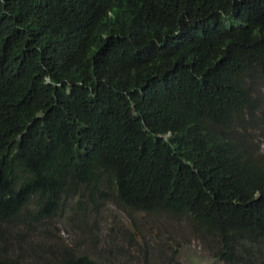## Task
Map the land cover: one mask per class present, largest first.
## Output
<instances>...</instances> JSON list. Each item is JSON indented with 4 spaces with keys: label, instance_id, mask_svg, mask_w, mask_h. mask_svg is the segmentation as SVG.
I'll return each instance as SVG.
<instances>
[{
    "label": "trees",
    "instance_id": "trees-1",
    "mask_svg": "<svg viewBox=\"0 0 264 264\" xmlns=\"http://www.w3.org/2000/svg\"><path fill=\"white\" fill-rule=\"evenodd\" d=\"M263 128L264 0H0V264L106 203L264 264Z\"/></svg>",
    "mask_w": 264,
    "mask_h": 264
},
{
    "label": "rangeland",
    "instance_id": "rangeland-1",
    "mask_svg": "<svg viewBox=\"0 0 264 264\" xmlns=\"http://www.w3.org/2000/svg\"><path fill=\"white\" fill-rule=\"evenodd\" d=\"M90 206H85L83 226L75 211L50 220L40 237L43 245L68 246L104 264H227L217 257L218 246L180 229L181 221L165 216L155 221L156 217L129 214L112 203Z\"/></svg>",
    "mask_w": 264,
    "mask_h": 264
}]
</instances>
